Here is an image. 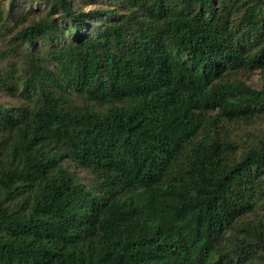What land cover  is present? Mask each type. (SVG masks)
I'll list each match as a JSON object with an SVG mask.
<instances>
[{
    "label": "trees",
    "instance_id": "16d2710c",
    "mask_svg": "<svg viewBox=\"0 0 264 264\" xmlns=\"http://www.w3.org/2000/svg\"><path fill=\"white\" fill-rule=\"evenodd\" d=\"M0 39V264H264V0H0Z\"/></svg>",
    "mask_w": 264,
    "mask_h": 264
},
{
    "label": "rangeland",
    "instance_id": "374dc122",
    "mask_svg": "<svg viewBox=\"0 0 264 264\" xmlns=\"http://www.w3.org/2000/svg\"><path fill=\"white\" fill-rule=\"evenodd\" d=\"M94 6L92 5H88L85 7H82L83 10H88L93 8ZM5 36V35H4ZM8 36V35H7ZM0 43H1V39H0ZM237 77L241 80H243L245 83L253 86V87H260L264 81V70L261 69H252V70H247V71H239L237 74ZM10 99L3 93L0 92V103H7ZM264 127V122H256L253 124H243L241 123V125L237 126V131H235L234 129H232L230 127L229 124V128L231 130V132L233 134H242L241 136H244L248 133H255L257 131H259L260 129H262ZM78 174L80 176L83 175V173L81 171L78 172ZM85 178V177H84Z\"/></svg>",
    "mask_w": 264,
    "mask_h": 264
}]
</instances>
